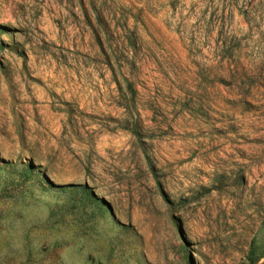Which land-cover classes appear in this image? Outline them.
Masks as SVG:
<instances>
[{"label": "rangeland", "instance_id": "obj_1", "mask_svg": "<svg viewBox=\"0 0 264 264\" xmlns=\"http://www.w3.org/2000/svg\"><path fill=\"white\" fill-rule=\"evenodd\" d=\"M0 264H264V0H0Z\"/></svg>", "mask_w": 264, "mask_h": 264}]
</instances>
